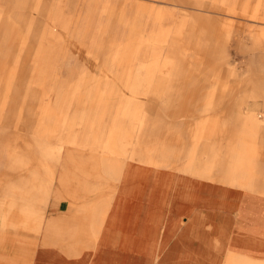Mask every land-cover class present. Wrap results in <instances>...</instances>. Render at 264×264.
<instances>
[{
  "label": "rangeland",
  "instance_id": "1",
  "mask_svg": "<svg viewBox=\"0 0 264 264\" xmlns=\"http://www.w3.org/2000/svg\"><path fill=\"white\" fill-rule=\"evenodd\" d=\"M64 151L136 194L186 177L203 205L207 183L264 201V0H0V247L37 245L48 168L47 207L93 194L61 188Z\"/></svg>",
  "mask_w": 264,
  "mask_h": 264
},
{
  "label": "crops",
  "instance_id": "2",
  "mask_svg": "<svg viewBox=\"0 0 264 264\" xmlns=\"http://www.w3.org/2000/svg\"><path fill=\"white\" fill-rule=\"evenodd\" d=\"M69 153L61 152L58 157L63 168L61 188L72 192L88 184V195L93 194L82 201L54 200L47 207L54 181L53 169L48 168L47 212L37 245L31 236L15 238L14 248L0 247L6 263L10 254L18 264L21 252L28 250L29 263L23 264H228V257L244 258L230 264H248L249 260L255 261L249 264H264V201L256 195L207 183L203 190L208 199L203 205L198 200L197 181L186 177L193 184H174L162 190L147 186L136 194V185L129 183L127 175L122 178L118 163L111 170L120 172V180L104 169L117 189L99 191L113 183L91 182L81 174L71 177L67 173ZM108 164L103 162L102 168ZM20 202L17 206L21 208ZM135 204L145 211L140 218ZM156 207L152 216L146 214ZM40 217L33 219L39 223ZM20 218L16 217V223ZM136 225L145 228L136 233L140 230ZM15 234L22 232L17 229Z\"/></svg>",
  "mask_w": 264,
  "mask_h": 264
},
{
  "label": "bare ground",
  "instance_id": "3",
  "mask_svg": "<svg viewBox=\"0 0 264 264\" xmlns=\"http://www.w3.org/2000/svg\"><path fill=\"white\" fill-rule=\"evenodd\" d=\"M258 244V243H257Z\"/></svg>",
  "mask_w": 264,
  "mask_h": 264
}]
</instances>
